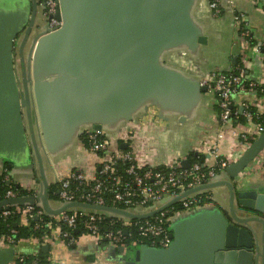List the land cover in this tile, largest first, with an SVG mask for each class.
Returning a JSON list of instances; mask_svg holds the SVG:
<instances>
[{
  "label": "crops",
  "instance_id": "1",
  "mask_svg": "<svg viewBox=\"0 0 264 264\" xmlns=\"http://www.w3.org/2000/svg\"><path fill=\"white\" fill-rule=\"evenodd\" d=\"M62 1L65 7L64 15L68 19L70 28L65 42L57 45L52 42L46 47L44 54L51 66L59 58H64L65 61V59L76 57L80 59H96V57H100V54L95 53V51L94 53L88 52V48H85V46L86 43L92 41L94 28L102 23L103 15L100 11L109 9V2L114 0ZM126 1L131 3L132 0ZM235 1L234 7H232L229 0H222L221 12L218 16H215L209 7L210 0H185V12L180 13L183 20L180 18L179 20L182 21L178 24L175 23L177 28L184 30L185 35H176L175 40L171 41V43L175 46L177 45L180 50L186 53L185 56L178 58L179 52L175 49H168L162 57H155V63L152 61L146 64V70L162 74L164 72L157 69L158 64H162L165 65V68L172 69L175 67L172 70L175 69L174 71L178 72V68L182 70L183 62L179 67L177 63L180 62L181 58H185L187 61L186 65L189 66L190 61L196 67V73L199 74L191 76L185 70V72L179 70L182 75L188 77L187 79L191 84H183L169 89L167 92H160L158 95L151 94L156 93L153 92V89H143L142 93L128 95L121 99V97L106 88L102 91L105 92L104 100H97L101 98L99 94L101 92L100 88L98 89L93 84L91 86L85 84L80 87L83 83H72L63 89L55 85L38 83V79L42 77L43 73L39 72L34 77L32 60L30 69L32 82L30 87L33 117L36 131L40 137H43L44 134L46 137V142L45 140L43 142L45 151L43 156L44 170H46L45 174L49 183L54 181L55 171L66 173L71 168L80 167L86 169L96 162V158L81 149L78 143V123L87 115L99 114L102 116L113 113L116 117H123L133 111L142 109L147 104L157 105L160 113L166 116L167 124L164 125L161 120L155 122L149 120L138 128L130 141V147L133 152L153 166H164L180 160H190V153L196 152L206 140L215 136L220 129L218 106L211 94L197 91L196 87H200L197 84L200 75L213 70L232 73L237 70L238 65H244L245 72L250 79H256L262 76L264 66V60L261 55L251 49L246 51L244 64H242L240 57L241 42L233 18L235 9L242 13L245 16L246 29L250 38L254 43H258L264 39V3L260 0ZM0 13L5 14V19L8 20L9 24L13 22L16 27L21 28L17 34L19 35V40L17 41L18 50L24 27L30 15V4L28 0H0ZM42 18V14L39 11L36 24L40 25ZM171 25L175 27L174 23H171ZM199 36H204L206 41L198 43L196 38ZM171 39L167 40L170 41ZM156 40L159 41L157 38ZM82 45L85 46L83 47ZM28 49L29 45L25 48V64ZM18 65H20L19 55L15 57L14 62V70H18L19 73L21 71ZM94 66L96 65L92 63V75L98 72ZM87 67V65H83L82 68ZM17 82L19 84H17V89H14L13 92L15 90L21 92L20 78H17ZM34 83L37 85L36 90L34 89ZM145 84L148 85V83ZM81 88L93 100L85 96L82 97ZM158 88L161 91V87L159 86ZM40 90L41 94H39ZM11 91L12 88L10 87L0 89V99H8L6 97L10 96ZM91 92H93L94 96L91 95ZM85 101L90 103L96 101L99 106L81 113L77 112V107L84 109L88 105ZM245 102L253 104L258 101L254 99L253 94L250 92L238 93L232 103V109L236 111V116L242 114V104ZM6 112L11 117H14L12 123L9 122V125L15 127L16 133L3 134L0 132V159L7 166H10L8 168L11 169V175L17 183L23 187L30 188L35 183L32 171L34 160L26 131L24 114L18 116L20 118L18 121V119H15L16 113L14 111L9 108V111L6 109ZM52 117H55L54 123H52ZM120 120L118 121L119 123L121 122ZM45 121L50 123V125ZM64 121L65 127L61 124ZM238 121L235 118L234 125L241 128V125L237 124ZM0 125L2 124L0 123ZM116 138L117 136H115ZM225 151L226 143L219 152L225 153ZM241 180L246 187L257 188L261 192L264 191V172L257 165L247 167L241 174ZM209 192L214 201V210H217L218 213L214 214L208 223H204L203 219L198 217L196 221L177 232L176 244L170 254L175 253L179 261H196L195 257L200 256V253L197 252L198 247H200V241L197 243V240H192V238L198 233L200 228L202 230L213 227L215 230H220L227 214H229L230 203L227 188L219 186L209 190ZM234 207L240 217L249 216L247 212L240 211L238 206L234 205ZM204 241L212 242L213 238L205 237ZM95 250V247L90 244L81 245L75 249L58 245L50 248L49 255L52 254L55 260L62 261L63 264H91L89 260L93 257ZM134 255V253L129 255L131 260H134ZM142 258L145 261H149L148 258L151 257L141 256L140 261H142ZM160 258L164 257L160 256Z\"/></svg>",
  "mask_w": 264,
  "mask_h": 264
},
{
  "label": "built area",
  "instance_id": "2",
  "mask_svg": "<svg viewBox=\"0 0 264 264\" xmlns=\"http://www.w3.org/2000/svg\"><path fill=\"white\" fill-rule=\"evenodd\" d=\"M36 1L43 17L40 24L42 30L52 33L61 29L63 22L56 17L60 10L59 2ZM221 1L210 0L209 7L215 16L221 12ZM229 1L234 7L236 1ZM233 13L241 42L242 64L246 51L250 49L261 55L264 60V39L253 43L246 29L245 16L236 9ZM18 40L19 38L14 48L16 54ZM176 51L179 52L178 58L186 54L182 50ZM181 64L182 70L187 74L191 76L199 74L190 61L189 66L186 65L185 58H181L177 66ZM179 70L182 71L178 68ZM198 83L206 87V93L211 94L216 100L220 122V129L216 135L206 140L195 152L196 155L202 156V162L190 161L188 167H183L182 160L164 166H153L133 152L130 141L141 125L149 120L151 122L161 120L164 125L167 124L166 116L160 113L158 106L150 103L135 111L130 120L114 125L103 124L101 129H94L91 125L81 128L79 146L93 155L96 162L86 169L76 167L66 173L55 171L52 183L57 185V199H49L51 206L56 208L63 204L80 202L116 207L135 214L147 213L161 207L164 200L208 183L230 163L237 160L264 130V66L262 76L256 79H250L244 65H238L237 70L232 73L218 70L203 73ZM240 92H250L258 101L253 104L250 102L242 104L243 121H238L236 111L232 109L233 99ZM251 108H254L255 112H252ZM235 118L241 128L235 127ZM114 129L116 130L113 131ZM124 143L125 148L121 147ZM225 143V153L219 152ZM251 165L261 167L264 172V152L258 154ZM32 171L35 183L30 188L23 187L13 179L11 169L6 163L0 160V181L8 186L0 191V218L16 217L19 225L23 226H29L34 221V228L45 233L41 240L33 237L17 239L14 228H10L6 234H1L0 251L13 249V254L6 264H39L38 254L45 245H48L50 250L58 245L75 249L85 244H90L96 249L90 259L91 264H123L124 254L116 252L118 247L125 249L131 246L137 249L147 246L166 249L172 242L171 229L177 221L188 219L196 212L214 209V201L211 199L210 202L200 203L198 195L204 192H197L183 197L173 206L141 219H130L81 207L69 208L57 215H48L39 199L41 184L37 171L34 168ZM15 183L27 193L22 195L11 188ZM18 198H32L33 202H26L23 205L8 203ZM108 199L112 202L111 205H106L105 201ZM106 220L109 226L105 230L103 222ZM79 229L82 230L81 233ZM47 261V264H63L62 261L55 260L52 254L48 255Z\"/></svg>",
  "mask_w": 264,
  "mask_h": 264
},
{
  "label": "water",
  "instance_id": "3",
  "mask_svg": "<svg viewBox=\"0 0 264 264\" xmlns=\"http://www.w3.org/2000/svg\"><path fill=\"white\" fill-rule=\"evenodd\" d=\"M57 1L59 2L60 10L56 14V17L62 20L63 25L61 29L47 33V31L42 30L40 25L36 24L37 1L28 0L30 15L17 50L22 69L21 72L16 74V69L14 70L16 51L14 48L19 36L17 34L21 28L16 27L13 22L9 24L8 20L5 19V14L0 13V89L6 87L12 88L10 96L6 97L8 99H0V123L2 124L0 125V132L3 134L16 133L15 127L9 125V122L12 123L14 117L8 115L6 109L9 111L10 108L14 111L17 116H15V119H18V121L20 120L18 116L24 114L26 131L34 160L32 168L36 169L40 180L41 195L39 199L46 214L57 215L69 208L81 207L101 210L130 219H141L175 205L185 196L225 186L229 195V214H227L226 220L222 223L220 230H215L213 227L202 230L200 228L198 233L192 238V240H197V243L200 241V247L197 249L200 256L195 257L196 261H179L175 253L170 254L176 244L177 232L196 221L198 217H201L204 223H208L209 219L218 213L217 210L209 209L205 212H196L188 219L177 221L171 229L172 242L166 249L147 246L135 249L128 246L125 249L118 247L116 252L124 254L123 264H264V191L261 192L257 188L246 187L241 180V174L244 170L251 165L258 154L264 152V130L237 160L230 163L208 183L183 191L169 200L162 201V206L154 211L135 214L116 207L80 202L67 203L56 208L51 206L48 194L49 181L44 170L43 153L45 151L43 142L44 140L46 142V137L45 134L43 137H40L36 131L33 117L32 92L30 87L32 82L30 70L32 60L34 64V77L39 72L43 73L42 77L38 79V83L55 85L63 89L72 83H83L80 87L85 84L90 86L93 84L98 89L100 88L101 93L99 94L101 98L97 100H104L105 97L103 96L105 92L102 91L106 88L110 89L113 94L121 97V99H124L128 95L142 93L143 89H153V92L157 94H151L158 95L160 92H167L169 89L183 84H191L187 79L188 77H185L179 71V73L174 71L175 69L172 70L173 68L167 67V69L162 64H158L157 69L166 74H160L159 72L156 74L154 71L146 70V64L152 61L155 63V57H162L168 49L180 50L171 41L175 40L176 35H185L184 30L176 27L183 20L180 13L185 12V0H132L131 3H128L126 0L110 1L108 4L109 9L100 11L103 15L102 23L94 28L92 41L86 43V46L82 45L88 48V52L94 53L95 51V53H99L100 57H96V59H80L76 57L65 59V61L64 58H59L51 66L45 57L44 51L52 42H54V45L65 42L70 28L68 19L64 15V3L62 0ZM260 1L264 3V0ZM180 18L182 19L181 21L179 20ZM171 23L177 24L174 27ZM35 30H37L36 33ZM196 40L198 43H204L206 38L199 36ZM27 45H29V49L25 64L24 54ZM160 49L161 51H159ZM79 62L82 63L79 64ZM161 62L163 63V61ZM92 63L96 65L94 67L98 71L95 75L91 73ZM83 65H87L88 67L82 68ZM17 78H20L21 92H18V90L13 92L14 89H17V84H19ZM145 83H148V85ZM34 84V89L36 90L37 85L36 83ZM157 84L161 87V91H159ZM197 84H199L198 81ZM196 89L199 93L206 92L207 90L204 86H197ZM81 92L82 97L85 96L93 100L90 95L85 93L83 88H81ZM39 94H41V90ZM91 95L94 96L93 92H91ZM86 103L88 105L84 109L77 107V112L81 113L82 111L99 106L96 101L94 103ZM134 112L126 114L123 117H116L113 113L102 116L99 114L85 115L86 117L78 123V137L83 126L91 125L94 129H101L103 124L114 125L120 119H123L120 121L130 120ZM54 119L55 117H52V123H54ZM46 123L50 125V123ZM61 124L63 127L66 125L65 121ZM121 147L125 148L126 144H122ZM182 165L183 167H188L190 160H183ZM7 167L10 168L9 165ZM15 186L18 187V184L15 183ZM26 202H33V199L18 198L8 201L10 204L16 203L19 205H23ZM234 205L238 206L240 211L247 212L249 216L240 217L237 215ZM205 237L213 238V241H204ZM48 250V245L42 247V251L48 252ZM133 253L135 254L134 260H131V256L129 255ZM12 254L13 249L0 251V264H6ZM141 256H149L151 258H148L149 261H145L143 258L140 261ZM160 256L164 258L161 259Z\"/></svg>",
  "mask_w": 264,
  "mask_h": 264
},
{
  "label": "trees",
  "instance_id": "4",
  "mask_svg": "<svg viewBox=\"0 0 264 264\" xmlns=\"http://www.w3.org/2000/svg\"><path fill=\"white\" fill-rule=\"evenodd\" d=\"M249 38H250V35H249ZM250 40L252 41L251 38H250ZM251 111L255 112V109L251 108ZM238 120L239 121H243V116L239 115L238 116ZM189 158H190L191 162H194V161L202 162L203 161L202 156L196 155L195 152L190 153L189 154ZM120 166L122 167L123 165L121 164ZM45 173H46V170H45ZM6 187H8V186L5 183H2L0 181V191L5 189ZM11 188H13L15 191H19V193L22 194V195L27 193L26 190L22 189L21 187H16L15 185H12ZM56 191H57L56 183H49L48 194H49V199L50 200H56L57 199ZM198 197L200 199V203L210 202L211 199H212L211 193L209 191H206V192L202 193L201 195H198ZM105 203H106V205H111L112 204V202L109 199L106 200ZM119 207H121V206H119ZM34 223L35 222L32 221L29 226H23V225H19L18 219L16 217L11 216V217H9L7 219L0 218V235L8 233L10 228H14L16 230V238L17 239L33 237V238H37V239L41 240L42 235H44L45 233H44L43 230L35 229L34 228ZM108 226H109L108 220L103 222V228L105 230L108 228ZM116 226H118V224L115 225V227ZM79 231L81 233L82 230L79 229ZM75 233H78V232H75ZM70 248L72 249V247H70ZM48 255H49V252H44L41 249L39 251V254H38L39 264H47L48 263V261H47Z\"/></svg>",
  "mask_w": 264,
  "mask_h": 264
},
{
  "label": "flooded vegetation",
  "instance_id": "5",
  "mask_svg": "<svg viewBox=\"0 0 264 264\" xmlns=\"http://www.w3.org/2000/svg\"><path fill=\"white\" fill-rule=\"evenodd\" d=\"M39 7L37 6V17H38V13H39ZM37 17H36V20H37ZM18 68H20V71H21V66L20 65H18Z\"/></svg>",
  "mask_w": 264,
  "mask_h": 264
}]
</instances>
